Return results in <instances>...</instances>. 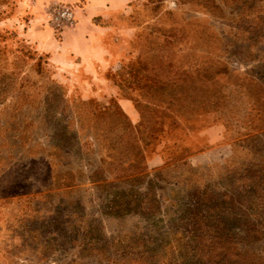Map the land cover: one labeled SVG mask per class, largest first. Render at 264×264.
<instances>
[{
    "label": "rangeland",
    "instance_id": "374dc122",
    "mask_svg": "<svg viewBox=\"0 0 264 264\" xmlns=\"http://www.w3.org/2000/svg\"><path fill=\"white\" fill-rule=\"evenodd\" d=\"M0 264H264V0H0Z\"/></svg>",
    "mask_w": 264,
    "mask_h": 264
},
{
    "label": "built area",
    "instance_id": "2783aa9c",
    "mask_svg": "<svg viewBox=\"0 0 264 264\" xmlns=\"http://www.w3.org/2000/svg\"><path fill=\"white\" fill-rule=\"evenodd\" d=\"M51 20L60 27L65 23L73 25L75 22V12L69 5L56 9L52 14L50 13Z\"/></svg>",
    "mask_w": 264,
    "mask_h": 264
},
{
    "label": "trees",
    "instance_id": "16d2710c",
    "mask_svg": "<svg viewBox=\"0 0 264 264\" xmlns=\"http://www.w3.org/2000/svg\"><path fill=\"white\" fill-rule=\"evenodd\" d=\"M166 117H167L168 119H172L170 116H166ZM160 125H165V123H164V122H161ZM153 132H154V129H153V128L149 129V133H153ZM156 132H157V131H156ZM156 132H155V133H156ZM155 133H154V134H155ZM137 164H138V162H136V163H131V164L129 165V167H128L126 170H124V171H127V170H129V169H132V168L138 166Z\"/></svg>",
    "mask_w": 264,
    "mask_h": 264
},
{
    "label": "crops",
    "instance_id": "0c3cea01",
    "mask_svg": "<svg viewBox=\"0 0 264 264\" xmlns=\"http://www.w3.org/2000/svg\"><path fill=\"white\" fill-rule=\"evenodd\" d=\"M66 46H67V44H66Z\"/></svg>",
    "mask_w": 264,
    "mask_h": 264
}]
</instances>
